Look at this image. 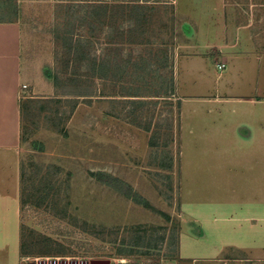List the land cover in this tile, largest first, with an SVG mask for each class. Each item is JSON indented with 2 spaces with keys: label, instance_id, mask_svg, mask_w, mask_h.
Instances as JSON below:
<instances>
[{
  "label": "rangeland",
  "instance_id": "rangeland-1",
  "mask_svg": "<svg viewBox=\"0 0 264 264\" xmlns=\"http://www.w3.org/2000/svg\"><path fill=\"white\" fill-rule=\"evenodd\" d=\"M9 24L20 39V258L264 264L261 250L180 257L215 200L185 162L232 149L197 138L201 110L229 105L177 89L214 85L186 73L253 61L264 95V0H0V25Z\"/></svg>",
  "mask_w": 264,
  "mask_h": 264
},
{
  "label": "crops",
  "instance_id": "crops-1",
  "mask_svg": "<svg viewBox=\"0 0 264 264\" xmlns=\"http://www.w3.org/2000/svg\"><path fill=\"white\" fill-rule=\"evenodd\" d=\"M240 64L247 70L234 65L218 72L210 66L186 73L194 77L192 82L210 78L214 84L210 88L199 83L194 84V91L192 87L184 93L180 83L177 85L179 94L188 101L207 104L204 102L217 100L219 104L229 105L227 113L218 115L201 110L197 138L203 144L214 137L222 147L232 149L226 156L202 155L196 156L194 162L189 158L185 162L186 175L197 174L211 181L210 191L215 200L211 223L197 222L202 237L194 236L197 242L189 236L182 239L181 258H216L236 248L247 260L258 258L250 252L264 251L261 246L264 238L261 227L264 222V95L258 86L257 63L242 61ZM20 82L18 28L13 24L0 25V264L20 261ZM246 219L257 223L249 226ZM251 227L260 233L258 238L249 236ZM206 240L209 245L204 247Z\"/></svg>",
  "mask_w": 264,
  "mask_h": 264
},
{
  "label": "built area",
  "instance_id": "built-area-1",
  "mask_svg": "<svg viewBox=\"0 0 264 264\" xmlns=\"http://www.w3.org/2000/svg\"><path fill=\"white\" fill-rule=\"evenodd\" d=\"M216 68H217L218 71H222V70L225 69V64L224 63H218L216 65ZM19 264H28V263H26L25 259L21 257L20 261H19Z\"/></svg>",
  "mask_w": 264,
  "mask_h": 264
},
{
  "label": "trees",
  "instance_id": "trees-1",
  "mask_svg": "<svg viewBox=\"0 0 264 264\" xmlns=\"http://www.w3.org/2000/svg\"><path fill=\"white\" fill-rule=\"evenodd\" d=\"M44 75L47 76V73L44 71Z\"/></svg>",
  "mask_w": 264,
  "mask_h": 264
}]
</instances>
